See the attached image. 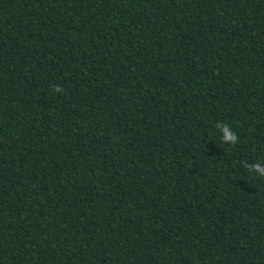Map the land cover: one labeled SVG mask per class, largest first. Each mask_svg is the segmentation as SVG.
I'll list each match as a JSON object with an SVG mask.
<instances>
[{
    "label": "trees",
    "instance_id": "1",
    "mask_svg": "<svg viewBox=\"0 0 264 264\" xmlns=\"http://www.w3.org/2000/svg\"><path fill=\"white\" fill-rule=\"evenodd\" d=\"M258 161L264 0H0V264H264Z\"/></svg>",
    "mask_w": 264,
    "mask_h": 264
},
{
    "label": "clouds",
    "instance_id": "2",
    "mask_svg": "<svg viewBox=\"0 0 264 264\" xmlns=\"http://www.w3.org/2000/svg\"><path fill=\"white\" fill-rule=\"evenodd\" d=\"M54 91L61 92L62 89L59 85H55ZM215 129L220 133V140L222 143L230 145L238 143L239 136L228 123H218L215 125ZM245 168L253 177L264 179V161L245 164Z\"/></svg>",
    "mask_w": 264,
    "mask_h": 264
}]
</instances>
